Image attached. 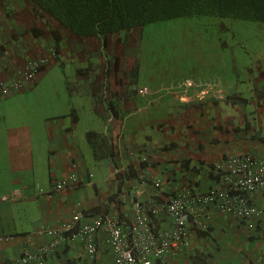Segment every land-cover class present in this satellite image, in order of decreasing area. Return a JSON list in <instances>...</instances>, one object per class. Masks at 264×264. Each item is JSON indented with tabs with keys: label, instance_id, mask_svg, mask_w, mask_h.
<instances>
[{
	"label": "crops",
	"instance_id": "1",
	"mask_svg": "<svg viewBox=\"0 0 264 264\" xmlns=\"http://www.w3.org/2000/svg\"><path fill=\"white\" fill-rule=\"evenodd\" d=\"M1 6L0 83L12 81L18 69L53 48L58 49L56 64L66 67L87 42L100 41L75 36L28 0H3ZM80 62L91 64L89 55L80 57ZM120 62L112 70L106 67L103 78L93 81L89 94L98 97L103 110L92 103L87 113L85 104L77 108L73 103L72 112L66 109L63 118L52 106L49 112L34 113V108L17 103L7 111V119L0 113V264L48 248L54 240L49 231L73 224L76 209L91 213L85 223H93L99 214H118L130 222L137 214L134 195L148 200L190 187L207 191L217 183L211 169L224 157L264 153V58L257 65L260 72L244 67L252 76L243 93L217 79L229 100H204L197 89L177 93L161 82L132 89ZM49 70L38 74L32 90L23 92L33 96L39 91ZM76 71L79 80L86 81L95 73L86 66ZM204 87L200 85V90ZM19 94L13 95L16 100L29 96ZM182 95L190 103L181 102ZM11 97L4 103L12 102ZM88 132L97 135L90 139ZM140 150L149 157V165L141 163V153L131 155ZM116 167L121 173H115ZM141 171L148 173V180L139 179ZM62 179L72 183L59 192L55 185ZM154 179L162 180L161 188L154 186ZM254 200L264 208V195L257 194ZM82 222L74 223L72 232ZM129 226L124 224L127 231ZM107 239L103 228L94 260L80 242L72 241L46 257L45 264H118ZM197 257L204 259L203 264H264V218L256 230H249L244 223L214 212L207 233L194 236L190 248L169 255L164 264H196ZM150 264L162 263L153 259Z\"/></svg>",
	"mask_w": 264,
	"mask_h": 264
},
{
	"label": "rangeland",
	"instance_id": "2",
	"mask_svg": "<svg viewBox=\"0 0 264 264\" xmlns=\"http://www.w3.org/2000/svg\"><path fill=\"white\" fill-rule=\"evenodd\" d=\"M118 37L112 36L107 47L98 40H91L84 51L78 50L73 64L52 67L47 78L39 82L42 94H37V91L32 96L30 92H23L19 95L29 96L22 100H16V95L11 97L12 102L4 103L6 98L0 100L2 119H7V111L17 103L29 106L30 110L34 108L31 110L34 113L49 112V106H52L61 112L57 115L61 117L66 114L62 113L66 109L68 113L72 112L69 107L73 103L77 108L85 104L87 113L92 103H99L103 110L104 104L89 93L94 88V79L103 78L106 67L112 70L118 59L132 89L152 86L156 82L178 87L188 78L219 76L226 88L235 86L243 93L251 85L246 86V80L252 76L244 67L253 66L260 72L258 66L264 58V21L214 16L182 17L132 28ZM84 54L89 55L91 64L80 62ZM81 66L93 68L95 73L90 75V80H79L76 68ZM142 92L146 93V90L142 89ZM80 128L86 130L84 121L80 122Z\"/></svg>",
	"mask_w": 264,
	"mask_h": 264
},
{
	"label": "built area",
	"instance_id": "3",
	"mask_svg": "<svg viewBox=\"0 0 264 264\" xmlns=\"http://www.w3.org/2000/svg\"><path fill=\"white\" fill-rule=\"evenodd\" d=\"M49 64L47 59H40L18 69L12 81L0 83V99L31 88L38 71ZM187 86H192V83L188 82ZM209 87L210 84L206 85L199 95L203 97ZM134 153L131 152L132 155ZM141 160L147 163L148 157ZM213 175L217 183L207 191L192 188L171 196L163 195L159 199H134L137 214L129 231H125L121 220L112 215H99L93 223H85L90 214L76 209L73 224L63 223L49 231L54 240L48 248L5 264H45L46 257L72 241H81L88 257L93 259L97 253L96 233L101 227L107 229V242L116 253L118 264H150L153 259L164 264L169 255L190 248L199 230H209V218L214 212L244 223L249 230H256L264 218V208L254 200L257 194L264 195V153L230 154L214 169ZM140 177L145 180L149 176L143 171ZM70 181L59 182L56 190L65 189ZM153 184L159 189L163 182L154 179ZM7 199V196L3 197V200ZM80 221L83 222L78 231L72 232L74 223Z\"/></svg>",
	"mask_w": 264,
	"mask_h": 264
},
{
	"label": "trees",
	"instance_id": "4",
	"mask_svg": "<svg viewBox=\"0 0 264 264\" xmlns=\"http://www.w3.org/2000/svg\"><path fill=\"white\" fill-rule=\"evenodd\" d=\"M28 1L36 8L49 13L75 36L86 39L97 37L105 47L110 45L112 36L121 38L123 33L132 28H141L147 24L182 17L214 16L235 20L264 21V0ZM217 79L222 82L219 76L188 78L185 81L192 80L195 86H206L220 83ZM183 82L180 83L184 84ZM19 93L21 91L15 92L14 95ZM87 135L91 139L97 133L88 132ZM92 147L97 157V150L93 143ZM203 233L207 232L199 230L197 234L203 235ZM195 262L203 264L204 259L197 257Z\"/></svg>",
	"mask_w": 264,
	"mask_h": 264
},
{
	"label": "clouds",
	"instance_id": "5",
	"mask_svg": "<svg viewBox=\"0 0 264 264\" xmlns=\"http://www.w3.org/2000/svg\"><path fill=\"white\" fill-rule=\"evenodd\" d=\"M2 1L3 0H0V13L1 12H3L4 11V8L1 6L2 5ZM42 10V9H41ZM43 11V10H42ZM45 12V11H44ZM46 13V12H45ZM47 14H49V13H47ZM50 15V14H49ZM51 16V15H50ZM52 17V16H51ZM52 18H54V17H52ZM55 19V18H54ZM55 20H57V19H55ZM58 21V20H57ZM58 23H60L59 21H58ZM61 24V23H60ZM62 25V24H61ZM63 26V25H62ZM64 27V26H63ZM38 31H40V32H42V30L41 29H39ZM93 38V37H92ZM97 38V37H96ZM87 39H90V38H87ZM53 51L49 54H46V55H44L43 57H41V58H39V59H37V60H32V61H38V60H40V59H47L48 61H49V66H46V67H42L39 71H38V73L36 74V76H35V82H34V85L31 87V88H29L28 90H32L33 89V87H35L36 85H37V82H36V79H37V76H38V74L39 73H41L42 71H46V70H49V69H51L52 67H54L55 66V64L58 62V60H57V57H58V49H56V48H53L52 49ZM251 75V74H250ZM188 82H191L192 83V86H187V83ZM184 84H180V86H178V87H176V86H173V85H165V84H162V86L163 87H168L170 90H174V91H177V93H182V91L183 92H185V91H188V90H195V89H197L198 91H199V93L202 91V90H205V87L203 88V89H201L200 90V86H195L194 85V83H193V81L192 80H187V81H184L183 82ZM27 90V91H28ZM146 90V89H145ZM179 90H181V91H179ZM21 92H23V91H21ZM148 92V90H146V93ZM187 93V92H186ZM14 95V94H13ZM12 95V96H13ZM228 94H227V92L225 91V90H223L222 88H221V85H220V83L218 84H210V87L209 88H207V93L203 96V98H204V100L205 99H208V98H215V99H221V100H229L226 96H227ZM232 98H234L232 95H230ZM9 97H11V96H9ZM6 98H8V97H6ZM179 98V100L181 101V102H183L184 104L185 103H190V101H189V99H187V97H186V95H182V96H179L178 97ZM3 99V98H2ZM199 99V98H198ZM197 99V100H198ZM200 100V99H199ZM234 101H235V98L233 99ZM201 101V100H200ZM133 152V151H132ZM135 153H137V154H139V153H141V156H140V161H141V163L144 165V166H146V165H149V163H150V161H149V157L143 152V151H134ZM134 153V154H135ZM133 154V155H134ZM132 155V154H131ZM235 155V154H234ZM144 156H147L148 157V162L147 163H144V162H142V157H144ZM228 157V155L226 156V157H224V159H223V162L221 163V164H223L224 163V161H225V159ZM221 164H219V165H221ZM219 165H217V166H219ZM217 166H214V168L212 169V173H213V171H214V169L217 167ZM115 173L116 174H119V173H121V170L118 168V167H116V170H115ZM143 173V171H141V173L139 174V179L140 180H142V181H146V180H148L149 179V177L147 178V179H145V180H143V179H141V174ZM92 177V176H91ZM63 180H70V179H62L61 181H63ZM60 181V182H61ZM71 183H72V181H70L69 182V184L67 185V187L66 188H70V186H71ZM55 187H56V185H55ZM65 188V189H66ZM65 189H62L61 191H63V190H65ZM189 189H192L191 187L189 188ZM60 192V191H59ZM133 199H136V200H141V201H143L144 199H142V198H140V197H137V196H135L134 195V198ZM146 201V200H145ZM135 202L136 201H134V204H135ZM85 213H87V212H85ZM89 214H91V213H89ZM99 215H102V214H99ZM99 215H97V216H99ZM103 216H106V215H103ZM112 216H114V217H118L119 218V220H121V222H122V225L124 226V224H130V226H129V230H130V228H131V225H132V222H133V220H131L130 222H128V221H125L123 218H122V216L120 217V215H112ZM91 224V223H90ZM80 226L78 225L77 226V231H78V228H79ZM106 229V227H101L100 229H99V231L100 230H102V229ZM125 229V228H124ZM107 230V229H106ZM128 230V231H129ZM99 231L96 233V245H97V236H98V233H99ZM125 231H127L126 229H125ZM76 232V231H75ZM78 242H80L81 243V241H78ZM108 243V242H107ZM82 244V246L84 247V245H83V243H81ZM109 246V245H108ZM61 248V247H60ZM60 248H58L57 249V251L60 249ZM56 251V252H57ZM98 251H99V249H98V245H97V253H96V256H97V254H98ZM113 251V250H112ZM56 252H54V253H56ZM96 256L93 258V259H90V260H94L95 258H96ZM8 263H10V262H8Z\"/></svg>",
	"mask_w": 264,
	"mask_h": 264
}]
</instances>
